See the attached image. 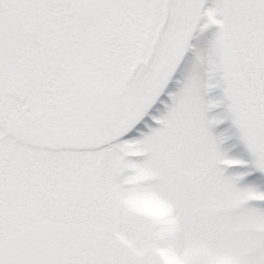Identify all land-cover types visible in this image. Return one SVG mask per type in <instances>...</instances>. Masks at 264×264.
<instances>
[{
  "label": "snow or ice",
  "instance_id": "6c2138e0",
  "mask_svg": "<svg viewBox=\"0 0 264 264\" xmlns=\"http://www.w3.org/2000/svg\"><path fill=\"white\" fill-rule=\"evenodd\" d=\"M253 172L264 0H0V264H264Z\"/></svg>",
  "mask_w": 264,
  "mask_h": 264
},
{
  "label": "rangeland",
  "instance_id": "374dc122",
  "mask_svg": "<svg viewBox=\"0 0 264 264\" xmlns=\"http://www.w3.org/2000/svg\"><path fill=\"white\" fill-rule=\"evenodd\" d=\"M210 2V0H209ZM216 26H210L208 29L204 30L203 32H200L199 29L193 34L191 43L196 46V48H190L188 52L186 53V56L184 60L182 61L180 68L178 72L176 73V77H183V75L186 74V72L191 68L192 64L195 61V52L197 49H202L206 48L209 40L212 38V35L215 31ZM178 87L177 80L176 78L173 79L171 84L169 85L170 89H174ZM221 89L219 88H214L212 89L208 95L209 96H218L221 94ZM221 109H213V112L220 111ZM229 121H225L223 124L217 126V130L219 131L222 128H226L229 125ZM235 140L229 141L228 143H234ZM232 154L234 155H240L244 158H248L247 152L244 150L242 145L237 144L235 148L232 149ZM233 169H229V171H232ZM257 181L262 188H264V174L260 172H253L249 175V177L246 178L245 181L243 182H248V181Z\"/></svg>",
  "mask_w": 264,
  "mask_h": 264
}]
</instances>
